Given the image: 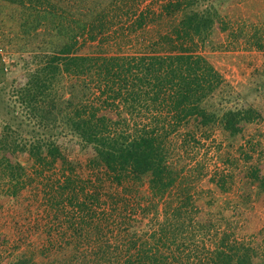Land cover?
Returning <instances> with one entry per match:
<instances>
[{
  "label": "trees",
  "instance_id": "1",
  "mask_svg": "<svg viewBox=\"0 0 264 264\" xmlns=\"http://www.w3.org/2000/svg\"><path fill=\"white\" fill-rule=\"evenodd\" d=\"M149 1L0 0L2 39L10 52L30 56L35 65L26 71L24 83L8 93L3 87L7 68L0 64V187L15 196L26 186L25 168L15 158L26 154L34 173L44 178L46 201L56 211L65 202L79 214L89 211L87 196L80 199L78 193L93 182L77 185L76 167L60 143L70 137L97 183L120 188L110 197L108 213L96 222L89 215L85 226L94 231L89 237L81 229L73 234L78 258L82 240L100 244L88 260L94 264H172V247L179 254L181 244L195 238L193 231L205 228L197 225L192 231V217L200 214L197 193L183 169L169 163L174 150L170 138L190 123L195 130L219 127L236 138L261 117L252 106L222 111L207 106L223 79L195 50L217 28L228 30L216 6L230 0H160L156 12ZM162 18L173 20L163 34L141 51L122 53L132 36ZM14 20L17 25H11ZM86 46L90 51L81 54ZM138 114L148 122L130 124ZM56 164L59 178L45 179V169ZM223 183L220 192L227 190ZM253 183L264 193V176L254 177ZM145 185L147 193L141 190ZM114 214L119 223L111 220ZM215 243L212 264H264V247L226 233ZM22 260L16 264H35Z\"/></svg>",
  "mask_w": 264,
  "mask_h": 264
},
{
  "label": "rangeland",
  "instance_id": "2",
  "mask_svg": "<svg viewBox=\"0 0 264 264\" xmlns=\"http://www.w3.org/2000/svg\"><path fill=\"white\" fill-rule=\"evenodd\" d=\"M158 1L147 2L155 12ZM216 9L229 24L228 30L222 32L217 28L205 45L198 44L195 50L223 79L222 87L207 101L208 109L222 111L238 107L236 105L252 106L261 112V117L247 125L236 138L228 137L219 127L195 130L192 123L179 128L170 138L174 150L170 153L169 163L183 169L184 179L197 193L194 198L200 214L192 217V231L197 225L205 228L193 231L195 238L181 244L180 255L172 247V264H212L209 254L214 249L215 239L222 233L254 248L264 247V193H258L252 184L254 177L264 176V48L256 46L259 43L264 47V0H230L229 4L218 5ZM8 15V12L3 13L1 17ZM171 22L172 19L162 18L149 24L130 38L129 45L122 47V53L141 51L163 34ZM11 25H17V21H12ZM1 35L0 31V49L3 47L0 64L7 68V85L3 87L10 93L12 88L24 83L26 71L35 65L30 56L10 52ZM88 51L89 46H86L80 53L87 54ZM134 121L147 123L148 118L138 114L130 119V124ZM60 143L65 147L67 160L76 167L77 185L82 186L89 179L93 182L92 187L86 184L82 193H78L80 199L87 196V208L93 213L85 210L79 214L67 202L63 209L56 211V207L46 201L49 190L42 181L44 178L34 173L33 162L26 154H16L28 179L26 186L15 196L0 187V264H16L24 261L22 259L35 264H94L88 260L93 257L92 253L98 252L100 244L82 240L79 243L82 255L78 258L73 234L76 229H81L87 235L85 238L89 237L94 232L85 226L89 215L94 216L95 222L102 218L111 204L110 197L120 188L107 181L97 183L94 173L86 166L85 154L70 137ZM59 169V164L45 169V179L59 178ZM79 181L82 183L78 184ZM222 181L227 189L225 192L218 188ZM146 188L145 185L141 190L147 193ZM114 216L111 220L116 223L119 218ZM99 225L100 235L104 236L106 223L102 221ZM151 228L150 233L156 224ZM110 231L114 233L115 229L110 228ZM106 235L109 237L108 232ZM190 236L192 233H184V237Z\"/></svg>",
  "mask_w": 264,
  "mask_h": 264
}]
</instances>
